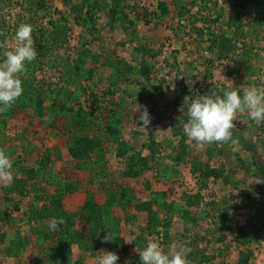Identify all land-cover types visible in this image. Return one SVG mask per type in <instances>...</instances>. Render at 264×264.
Listing matches in <instances>:
<instances>
[{
    "label": "rangeland",
    "instance_id": "374dc122",
    "mask_svg": "<svg viewBox=\"0 0 264 264\" xmlns=\"http://www.w3.org/2000/svg\"><path fill=\"white\" fill-rule=\"evenodd\" d=\"M3 4L0 58L30 24L40 44L21 79L43 96L0 113L14 177L0 178V264H95L102 249L142 264L147 239L187 244L188 264H264V122L238 114L211 145L183 132L186 96L264 90V0ZM80 136L90 158L69 152ZM86 200L102 208L95 232Z\"/></svg>",
    "mask_w": 264,
    "mask_h": 264
},
{
    "label": "clouds",
    "instance_id": "9594fccd",
    "mask_svg": "<svg viewBox=\"0 0 264 264\" xmlns=\"http://www.w3.org/2000/svg\"><path fill=\"white\" fill-rule=\"evenodd\" d=\"M33 29L30 24H20L14 35L15 47L7 50L0 58V113L8 111L23 94L22 74L27 66L37 58V51L32 40ZM242 93V94H241ZM187 120L183 123L185 136L201 145L223 143L232 139L234 121L238 114H247L255 122H264V90L256 86L245 89L231 88L217 92L211 89L207 94H195L185 97ZM138 120L140 126L147 128L151 123V115L147 107ZM0 178L11 181L13 177V161L5 151L0 150ZM64 224L63 218L53 217L49 221V231L55 232ZM112 239L108 234L105 242ZM137 239L135 233L127 242ZM191 248L183 244L168 251L156 239H147L139 250L142 264H188ZM119 255L115 251L101 250L97 252L95 264H116Z\"/></svg>",
    "mask_w": 264,
    "mask_h": 264
},
{
    "label": "trees",
    "instance_id": "16d2710c",
    "mask_svg": "<svg viewBox=\"0 0 264 264\" xmlns=\"http://www.w3.org/2000/svg\"><path fill=\"white\" fill-rule=\"evenodd\" d=\"M5 1H8V0H0V17H1V10H2V8L4 6L3 2H5ZM30 2L32 4L35 3V4H37L39 6V4H42L44 2V0H30ZM29 10H31V9H29ZM33 15H34V13H31L29 17L31 19H34L33 18L34 17ZM32 38H33V42H35L36 45L40 44V41H39L40 39L36 37V33H34L32 35ZM25 84H26V81L24 82L23 86ZM23 89H24L23 94L17 99V101L15 102V104L9 109V111H8L9 114H11L14 111L16 105L19 104L20 100H28V101H30L31 98H32V96H33L32 95L33 92L31 90L35 91L37 88L30 90V89L27 88V86L26 87L24 86ZM42 91L40 90L39 93L36 91V94L38 95V96H36L37 99L38 98L39 99H42L41 98L43 96L42 95ZM27 95L29 96V98L22 99V98L26 97ZM36 97H34V98H36ZM21 102L23 103V101H21ZM74 121L76 123L79 122L78 119L77 120H74ZM79 123H81V122H79ZM90 140H86L87 143H88V145H81L82 144V141H83V138L81 136L80 137H76L75 142H77V143L76 144H71L69 146V152L72 155V157H74V158H76L78 160L79 159L82 160L84 158L85 159L86 158H90L91 157V154L94 153L98 149L96 147L94 148V146H96V145H94V142L92 140L91 141ZM81 146L84 147L83 150H81V148H80ZM99 156H103V155H100L99 154ZM144 206H145V204H144ZM101 210H102V208L99 205L93 203L92 201L86 200L83 203V206L81 208V212H82L81 215H83V217H85L84 220L86 221V223L89 224V230H90V232H95V230H98V227L101 225V222H102L101 220L103 218L102 211ZM93 229H95V230H93Z\"/></svg>",
    "mask_w": 264,
    "mask_h": 264
}]
</instances>
